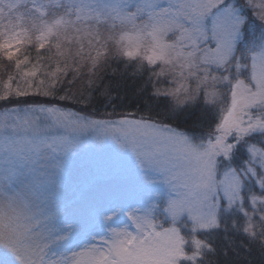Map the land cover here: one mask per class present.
Segmentation results:
<instances>
[{
    "label": "snow or ice",
    "instance_id": "snow-or-ice-1",
    "mask_svg": "<svg viewBox=\"0 0 264 264\" xmlns=\"http://www.w3.org/2000/svg\"><path fill=\"white\" fill-rule=\"evenodd\" d=\"M0 264H264V0H0Z\"/></svg>",
    "mask_w": 264,
    "mask_h": 264
},
{
    "label": "trees",
    "instance_id": "trees-1",
    "mask_svg": "<svg viewBox=\"0 0 264 264\" xmlns=\"http://www.w3.org/2000/svg\"><path fill=\"white\" fill-rule=\"evenodd\" d=\"M257 23H259V22L257 21ZM258 34H259V32H257V35ZM67 106L71 107L72 105L69 103ZM77 110H80V109L78 108ZM96 110L98 113H103L106 111H112V108L108 104V102L101 100V99H98L97 104H96ZM129 110H131V109H129ZM117 111H120V109H117Z\"/></svg>",
    "mask_w": 264,
    "mask_h": 264
},
{
    "label": "rangeland",
    "instance_id": "rangeland-1",
    "mask_svg": "<svg viewBox=\"0 0 264 264\" xmlns=\"http://www.w3.org/2000/svg\"><path fill=\"white\" fill-rule=\"evenodd\" d=\"M88 137H84L85 142H87Z\"/></svg>",
    "mask_w": 264,
    "mask_h": 264
}]
</instances>
